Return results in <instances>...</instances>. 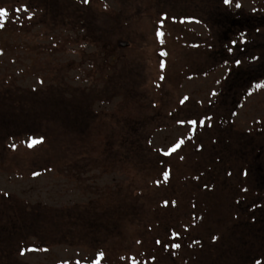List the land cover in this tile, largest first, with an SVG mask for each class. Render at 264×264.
<instances>
[{"label": "rangeland", "instance_id": "1", "mask_svg": "<svg viewBox=\"0 0 264 264\" xmlns=\"http://www.w3.org/2000/svg\"><path fill=\"white\" fill-rule=\"evenodd\" d=\"M0 8V264H219L227 239L242 261L254 253L264 0ZM214 196L221 210L202 223ZM233 212L255 219L240 237Z\"/></svg>", "mask_w": 264, "mask_h": 264}, {"label": "trees", "instance_id": "2", "mask_svg": "<svg viewBox=\"0 0 264 264\" xmlns=\"http://www.w3.org/2000/svg\"><path fill=\"white\" fill-rule=\"evenodd\" d=\"M215 191L216 190L212 191L210 193V195H212V193ZM242 191H244V189H242ZM258 198L261 201V202H259V206L261 205L262 208L264 209V193L261 196H259ZM208 199L209 200H207V203L209 204V206H207V204L203 200L202 201L203 205L200 207L201 208L200 219H201V222L203 223V221H204L205 224L209 223V218H210L211 212L213 211L214 213H218L217 208L219 209V203H218L219 199L217 200V196H214V197H211ZM219 210H221V209H219ZM231 215H232V217H234L236 219V221L234 223H233V220L230 219V215L228 216L227 214L224 217H220L219 220L222 222V224H226V222H232L233 223V229L236 227L235 231L237 230V232L235 234L236 237H240V232L243 233V229H244L245 225H247V230L249 228V226H248L249 224L252 223L254 225V223H253V221L255 220L254 218H251V220H249L248 219L249 216H240V215L234 214V212ZM217 217H218V214H217ZM262 218H264V217L262 216ZM198 221H200V220H198ZM260 228H264L263 219H261V222L257 226V230L252 233L253 234L252 238H251L250 234L247 236V240H246L247 243H250L253 240H256L257 238L263 237V233H262L263 229H260ZM238 230L240 232H238ZM245 233H246V231H245ZM216 238H217V236H216ZM233 240L234 239H227V244L225 245L224 252H222V250H221V253L219 256L220 257V260L218 262L219 264H236L235 261H237V262L241 261L239 264H243V263L256 264L257 260L260 261V264H264V242L262 244L256 246V248L254 250H251V251H254V253L252 255H249V258L247 257V259L242 261L243 260L242 258L244 256L243 253H241V256H240L237 252H231V250L226 249V247L229 246V244H231V243L233 244ZM197 241L199 242L200 247H202L205 245L204 241H206V240L204 238H199ZM219 247L221 249L220 245H219ZM257 248H258V250H256ZM217 258H218V256H217ZM189 261H190V259L187 258L184 262H185V264H187Z\"/></svg>", "mask_w": 264, "mask_h": 264}, {"label": "snow or ice", "instance_id": "3", "mask_svg": "<svg viewBox=\"0 0 264 264\" xmlns=\"http://www.w3.org/2000/svg\"><path fill=\"white\" fill-rule=\"evenodd\" d=\"M85 2H87V0H85ZM223 3H224L226 6H228V5L231 4V0H223ZM236 7H240V5L237 3ZM15 11H24V12H27V11H28V8H27L26 5H21V7L15 9ZM8 14H9V13H8V10H6V9H4V8H0V18L7 17ZM0 26H2V25H0ZM232 43L234 44V43H236V42L233 41ZM229 51H231V49H229ZM235 63H236L237 65H239V64H240V61H239V60H236ZM256 87L259 88V87H261V85H260V84H257ZM213 94H214V93H213ZM187 99H188V98L185 97L183 100L180 101V103L183 104V103L185 102V100H187ZM178 122L181 123V124L185 123V121H183V120L178 121ZM187 123H188L189 125L196 126L198 123L202 124V123H203V120H199V121H198V120H191V119H189V120L187 121ZM41 142H42V140H39V139H31V142L29 143L28 146H29V147H32L33 144H37V143H41ZM182 144H183V140L178 141V142L175 143V144H174V145H173V146H172L167 152H164L163 155H165V156L171 155L172 153L176 152L177 149H179V148L181 147ZM181 159H182V157H181ZM164 175L167 176L168 173H167V172H164ZM157 243H159V241H157ZM174 246H175V247H179V245H174ZM98 256H99V257H102V256H103V253L98 254ZM65 264H67V262H65ZM77 264H79V262H77ZM94 264H99V260L94 261ZM256 264H260V261L257 260V261H256Z\"/></svg>", "mask_w": 264, "mask_h": 264}]
</instances>
